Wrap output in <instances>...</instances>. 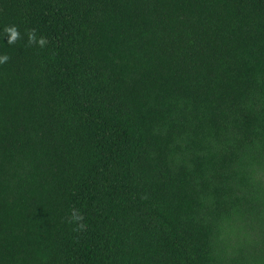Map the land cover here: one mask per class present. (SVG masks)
I'll return each instance as SVG.
<instances>
[{
    "label": "trees",
    "instance_id": "1",
    "mask_svg": "<svg viewBox=\"0 0 264 264\" xmlns=\"http://www.w3.org/2000/svg\"><path fill=\"white\" fill-rule=\"evenodd\" d=\"M3 53L0 264H264V0H0Z\"/></svg>",
    "mask_w": 264,
    "mask_h": 264
},
{
    "label": "clouds",
    "instance_id": "2",
    "mask_svg": "<svg viewBox=\"0 0 264 264\" xmlns=\"http://www.w3.org/2000/svg\"><path fill=\"white\" fill-rule=\"evenodd\" d=\"M4 31L8 34L7 42L9 44L14 42L19 36V32H18L16 26H14V25L10 26V27H6L4 29ZM28 41H29V43H32L33 41H35V43L40 47H43L46 43V41L43 37L37 38V36L35 34V30H32L28 33ZM8 60H9V56L6 53L0 54V65H4ZM70 220L72 222L82 221L83 215L79 211L73 210L71 217H70ZM76 227L77 228H83L84 225L82 223H77Z\"/></svg>",
    "mask_w": 264,
    "mask_h": 264
}]
</instances>
